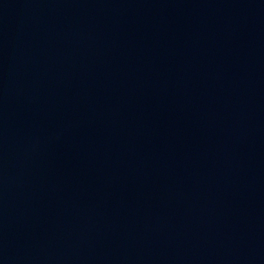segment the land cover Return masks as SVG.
<instances>
[{"label":"water","instance_id":"95a60500","mask_svg":"<svg viewBox=\"0 0 264 264\" xmlns=\"http://www.w3.org/2000/svg\"><path fill=\"white\" fill-rule=\"evenodd\" d=\"M50 0H0V264H28L29 180Z\"/></svg>","mask_w":264,"mask_h":264}]
</instances>
